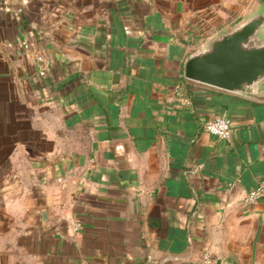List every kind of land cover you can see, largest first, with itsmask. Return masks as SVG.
<instances>
[{
	"label": "crops",
	"instance_id": "obj_1",
	"mask_svg": "<svg viewBox=\"0 0 264 264\" xmlns=\"http://www.w3.org/2000/svg\"><path fill=\"white\" fill-rule=\"evenodd\" d=\"M262 6L0 0V264H264V95L184 76Z\"/></svg>",
	"mask_w": 264,
	"mask_h": 264
},
{
	"label": "water",
	"instance_id": "obj_2",
	"mask_svg": "<svg viewBox=\"0 0 264 264\" xmlns=\"http://www.w3.org/2000/svg\"><path fill=\"white\" fill-rule=\"evenodd\" d=\"M184 76L240 95L263 96L264 6L187 58Z\"/></svg>",
	"mask_w": 264,
	"mask_h": 264
},
{
	"label": "built area",
	"instance_id": "obj_3",
	"mask_svg": "<svg viewBox=\"0 0 264 264\" xmlns=\"http://www.w3.org/2000/svg\"><path fill=\"white\" fill-rule=\"evenodd\" d=\"M22 46L26 50H30L31 48H33V45L26 41L22 42ZM32 51H33L34 59L40 67V75H45L49 66L47 57L42 52L35 50L34 48L32 49ZM204 130L221 140H230L233 133V124L229 118L220 116L206 121L204 123ZM263 197H264V184H261L254 187L247 193L245 202L248 205L255 204ZM203 264H215L214 260L211 259V256L208 252H206L205 254V260L203 261Z\"/></svg>",
	"mask_w": 264,
	"mask_h": 264
}]
</instances>
